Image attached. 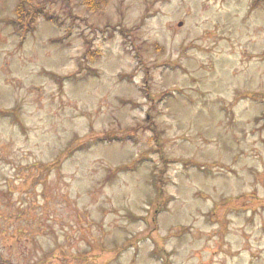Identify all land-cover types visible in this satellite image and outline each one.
I'll use <instances>...</instances> for the list:
<instances>
[{
	"label": "rangeland",
	"instance_id": "rangeland-1",
	"mask_svg": "<svg viewBox=\"0 0 264 264\" xmlns=\"http://www.w3.org/2000/svg\"><path fill=\"white\" fill-rule=\"evenodd\" d=\"M18 4L0 264H264V0Z\"/></svg>",
	"mask_w": 264,
	"mask_h": 264
},
{
	"label": "trees",
	"instance_id": "trees-1",
	"mask_svg": "<svg viewBox=\"0 0 264 264\" xmlns=\"http://www.w3.org/2000/svg\"><path fill=\"white\" fill-rule=\"evenodd\" d=\"M31 1L32 0H19V4L16 8V15L18 17V21L20 20L22 22L21 25H27L28 27L32 26V24L35 22L37 15V9L32 11L30 10V8H28L26 4L31 3ZM85 3L90 9H94L99 6L100 0H85Z\"/></svg>",
	"mask_w": 264,
	"mask_h": 264
}]
</instances>
